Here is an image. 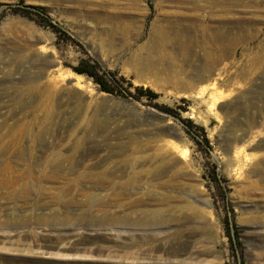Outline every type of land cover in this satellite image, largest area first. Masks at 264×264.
Here are the masks:
<instances>
[{
	"label": "rangeland",
	"instance_id": "rangeland-1",
	"mask_svg": "<svg viewBox=\"0 0 264 264\" xmlns=\"http://www.w3.org/2000/svg\"><path fill=\"white\" fill-rule=\"evenodd\" d=\"M4 142L0 264H264V0H0Z\"/></svg>",
	"mask_w": 264,
	"mask_h": 264
},
{
	"label": "bare ground",
	"instance_id": "bare-ground-1",
	"mask_svg": "<svg viewBox=\"0 0 264 264\" xmlns=\"http://www.w3.org/2000/svg\"><path fill=\"white\" fill-rule=\"evenodd\" d=\"M167 29H168L167 26L165 27L164 25H161L159 23L154 24V27L151 29L152 42H151V46L148 50L149 52L161 53L171 43V38H170L171 35ZM39 135H42V133L40 132ZM14 145H17V144H12L9 142H4V143L0 144V153H4V154L9 153L10 152L9 148L14 146ZM6 176H8V175H4L0 171V202L1 201H7L8 199H11V198H17L20 194H22V195L25 193L31 194L33 191H35V192L39 191L38 193H40L43 191L42 188L40 189V187H38V185L35 183L34 180H32V182L30 184H27V185L24 184V186L21 187L22 185L17 178H11V177H6ZM2 220L3 219L0 216V230L1 231H4L5 228H7V229L15 228L16 225H18L15 222L10 221L8 219H5V221H2ZM94 223H95V221L91 220V222L83 223L81 225V227L82 228H88L89 226H91ZM71 226L73 229L76 228V225H74V224H72ZM5 232H6V230H5ZM77 239H78V235H76L75 233H72L70 235L68 241L66 242V244L72 245ZM134 239L138 240L140 238L135 237ZM73 245H75V244H73ZM0 258H1V255H0Z\"/></svg>",
	"mask_w": 264,
	"mask_h": 264
},
{
	"label": "trees",
	"instance_id": "trees-1",
	"mask_svg": "<svg viewBox=\"0 0 264 264\" xmlns=\"http://www.w3.org/2000/svg\"><path fill=\"white\" fill-rule=\"evenodd\" d=\"M76 72L92 77L95 82L101 87L102 91H105L107 93H114L112 87L109 84V81L104 76L99 75L93 67L88 68L85 63H82L79 67L76 68Z\"/></svg>",
	"mask_w": 264,
	"mask_h": 264
}]
</instances>
